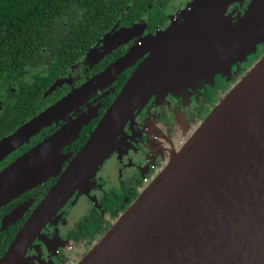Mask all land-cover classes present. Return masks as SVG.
Masks as SVG:
<instances>
[{
	"label": "water",
	"instance_id": "95a60500",
	"mask_svg": "<svg viewBox=\"0 0 264 264\" xmlns=\"http://www.w3.org/2000/svg\"><path fill=\"white\" fill-rule=\"evenodd\" d=\"M245 4L242 14L228 13L232 5ZM146 29L145 22L121 27L101 57ZM263 38L264 0H191L166 30L139 40L103 73L3 141L0 161L144 58L65 169L64 148L98 117L99 107L0 171V209L57 178L0 264H27L32 241L77 191L88 188L128 122L153 96L183 91L193 78L205 76L212 69L200 72L203 58L211 57L219 68L224 56L255 53ZM59 85L62 81L51 90ZM32 204L29 200L8 213L1 230L22 219ZM78 264H264V56L169 151L150 185Z\"/></svg>",
	"mask_w": 264,
	"mask_h": 264
},
{
	"label": "flooded vegetation",
	"instance_id": "af4514ba",
	"mask_svg": "<svg viewBox=\"0 0 264 264\" xmlns=\"http://www.w3.org/2000/svg\"><path fill=\"white\" fill-rule=\"evenodd\" d=\"M157 1L155 0V4ZM190 1H169L167 9L163 11L166 16L156 18L158 23L155 28L150 26L148 11L153 9L154 3L149 4L148 9L140 10L139 19L127 25L118 24V27L104 35L78 62L68 66L53 82L49 81V70L56 72L55 67L52 69L53 57L51 62H47L49 55L28 54L36 56L33 62L28 63L26 54H21L20 58L19 54L0 53V144L93 77L103 73L135 48L139 40L166 30L176 13L185 9ZM246 6L247 4L244 7L232 5L228 13L235 11V16L240 15ZM141 22L147 25L141 37L123 43L101 57L102 52L111 47V36L115 31ZM2 36L3 33H0V39L3 40L5 36ZM259 49L262 54H250L243 61H233L231 68L225 73L201 77L178 94H169L163 99L153 97L137 112L135 119L128 122L117 140L114 152L89 181L88 188L83 193L77 191L47 221L27 249V264H78L150 185L167 163L169 151L176 149L188 133L209 115L259 58L261 59L264 55V45ZM143 59L123 71L114 81L92 93L80 108L53 121L28 141L17 146L0 161V171L45 139L86 115L88 111L99 107L98 117L83 126L78 137L64 148L63 153L68 156L63 164L65 169L83 146L78 145L79 142L82 138L83 141L88 139ZM57 81H62V85L51 90ZM93 124L92 129H87ZM33 198L32 193H25L13 200L15 203L8 213L33 200V204L22 217L26 222L41 201H34ZM7 214H4L3 218Z\"/></svg>",
	"mask_w": 264,
	"mask_h": 264
},
{
	"label": "trees",
	"instance_id": "16d2710c",
	"mask_svg": "<svg viewBox=\"0 0 264 264\" xmlns=\"http://www.w3.org/2000/svg\"><path fill=\"white\" fill-rule=\"evenodd\" d=\"M169 1L173 0H158L156 4L155 0H0V33L5 36L0 39V53L19 54L20 58L21 54H26L28 63L36 57L28 54L49 55L47 62L53 57L52 69L55 67L56 72L49 70V81L53 82L104 35L118 24L127 25L139 19L140 10L148 9L152 3L153 9L148 10L149 23L155 28L156 18L166 16L163 11ZM51 54L54 55L50 57ZM86 141L82 138L78 145ZM56 181L57 178H51L26 194L32 193L34 201H42ZM14 203L0 209V258L25 222L20 219L17 224L1 230L2 218Z\"/></svg>",
	"mask_w": 264,
	"mask_h": 264
},
{
	"label": "rangeland",
	"instance_id": "374dc122",
	"mask_svg": "<svg viewBox=\"0 0 264 264\" xmlns=\"http://www.w3.org/2000/svg\"><path fill=\"white\" fill-rule=\"evenodd\" d=\"M179 13V11L176 13V15ZM175 15V16H176ZM262 45H264V38H263V40L260 42V43H258V45H257V48H256V52L255 53H252V54H262L261 52L259 53V51H258V49H259V47H261ZM260 50V49H259ZM248 55H250V54H246V55H244L243 57L242 56H236V58H234V59H231L230 57H226V56H224L223 58H222V61L221 62H219V60H218V64H219V68L217 67V62L216 61H213V59H211V57L210 58H203L201 61H199V64H200V69H201V71L200 72H202V71H204V70H206V69H212V70H207V74L205 75V76H202V78L203 77H209L211 74H216V73H225V71L226 70H229L230 68H231V65H232V62L233 61H235V62H237V61H239V59L240 60H244V58L246 57V56H248ZM264 56V55H263ZM262 56V57H263ZM261 57V58H262ZM259 60H260V58H259ZM258 60V61H259ZM257 63V62H256ZM256 63L254 64V65H256ZM227 77H230L229 75H227ZM201 78V76L199 75L198 77H195V78H193L192 80H198V79H200ZM192 85V84H191ZM190 83H189V85L187 86V87H185L184 89L186 90V89H188L190 86ZM184 91V90H183ZM181 92V90H179V91H177V92H175V93H169V94H178V93H180ZM168 94V95H169ZM167 96V95H166ZM165 96V97H166ZM153 97H155V98H157V99H163V97H157V96H153ZM152 97V98H153ZM164 97V98H165ZM151 98V99H152ZM150 99V100H151ZM149 100V101H150ZM148 101V102H149Z\"/></svg>",
	"mask_w": 264,
	"mask_h": 264
}]
</instances>
